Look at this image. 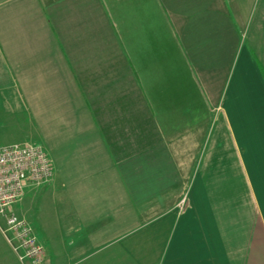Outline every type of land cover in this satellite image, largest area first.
<instances>
[{"label":"crops","instance_id":"1","mask_svg":"<svg viewBox=\"0 0 264 264\" xmlns=\"http://www.w3.org/2000/svg\"><path fill=\"white\" fill-rule=\"evenodd\" d=\"M249 2L0 0V142L55 167L51 223L14 210L44 264H264V0L252 32Z\"/></svg>","mask_w":264,"mask_h":264},{"label":"built area","instance_id":"2","mask_svg":"<svg viewBox=\"0 0 264 264\" xmlns=\"http://www.w3.org/2000/svg\"><path fill=\"white\" fill-rule=\"evenodd\" d=\"M54 174L52 158L44 147L0 142V232L18 258L30 264H44L46 249L33 225L14 211L13 204L28 184L47 182Z\"/></svg>","mask_w":264,"mask_h":264},{"label":"rangeland","instance_id":"3","mask_svg":"<svg viewBox=\"0 0 264 264\" xmlns=\"http://www.w3.org/2000/svg\"><path fill=\"white\" fill-rule=\"evenodd\" d=\"M261 4L262 0H251L249 2V9L246 13V28L249 31H253L254 28L258 25V18L261 11ZM260 61L262 58L261 54H254ZM14 124V123H13ZM23 125V122L14 125L13 129H17L18 126ZM14 130L10 133V137L17 138L18 141L23 135ZM19 138V139H18ZM29 141V140H28ZM55 181V174L53 178L47 182H43L40 184H32L30 185L29 191L24 190L22 196L13 204V209L15 211H19L22 215L26 216L27 218L31 219L33 223L36 224L38 228L40 224L44 222V224L48 225L51 223L53 219L52 213V206H53V199L51 197V192H53V186ZM15 264H30L25 261H21L18 256L16 255Z\"/></svg>","mask_w":264,"mask_h":264},{"label":"trees","instance_id":"4","mask_svg":"<svg viewBox=\"0 0 264 264\" xmlns=\"http://www.w3.org/2000/svg\"><path fill=\"white\" fill-rule=\"evenodd\" d=\"M259 67H260L261 73H262L263 78H264V69H263V67L260 64H259Z\"/></svg>","mask_w":264,"mask_h":264}]
</instances>
